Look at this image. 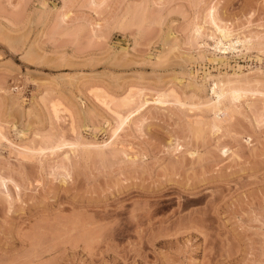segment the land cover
<instances>
[{
    "label": "rangeland",
    "instance_id": "obj_1",
    "mask_svg": "<svg viewBox=\"0 0 264 264\" xmlns=\"http://www.w3.org/2000/svg\"><path fill=\"white\" fill-rule=\"evenodd\" d=\"M0 264H264V0H0Z\"/></svg>",
    "mask_w": 264,
    "mask_h": 264
},
{
    "label": "bare ground",
    "instance_id": "obj_2",
    "mask_svg": "<svg viewBox=\"0 0 264 264\" xmlns=\"http://www.w3.org/2000/svg\"><path fill=\"white\" fill-rule=\"evenodd\" d=\"M219 33V32H218ZM226 40H223L221 36H219L216 40H215V49L217 51H220V52H223V54H226L227 52H236L238 50V48L240 49L239 46H245V43L246 41L241 39V38H237L236 40L232 39V34L230 32L227 33V36H226ZM249 41V40H248ZM248 45V44H247ZM244 49V48H243ZM241 51V49L239 50ZM220 84V82H219ZM225 84V83H223ZM222 84V85H223ZM230 84V83H229ZM225 86V85H224ZM231 88V87H230ZM212 91H213V94L216 95V100L214 102H211L208 104V106L210 108H212V111H215V115H216V118H218L219 120L222 121V118L225 117L224 115L227 113L228 109L226 106H223V100L224 98L226 97V92L221 88V86L219 87V85L217 83H214V86L212 88ZM138 95V94H137ZM229 95L233 98V99H239L241 97V92L239 90H236L233 88V90L230 89L229 91ZM136 96V95H135ZM133 97V96H132ZM132 97H130V99L132 100ZM135 98V97H134ZM145 99V98H144ZM143 99V100H144ZM130 100V101H131ZM142 100V99H141ZM146 100V99H145ZM144 100V101H145ZM142 106V104H141ZM207 106V104H206ZM208 107V108H209ZM207 108V109H208ZM224 114V115H223ZM223 115V117H222ZM121 119L123 120V118L121 117ZM128 119V118H127ZM125 121V119H124ZM123 124V123H121ZM120 126V125H119ZM119 128V127H118ZM115 129V128H114ZM116 130V129H115ZM114 130V131H115ZM118 130V129H117ZM116 130V131H117ZM120 130V129H119ZM115 131V132H116ZM113 132V131H112ZM114 133V132H113ZM112 134V133H111ZM116 134V133H115ZM117 134H118V131H117ZM114 135V134H113ZM115 137V136H114ZM111 141V140H110ZM109 141V142H110ZM104 143V142H103ZM107 144V143H106ZM104 144V145H106ZM107 147V146H106ZM3 183V182H2ZM4 186L7 188V184L6 182H4Z\"/></svg>",
    "mask_w": 264,
    "mask_h": 264
}]
</instances>
